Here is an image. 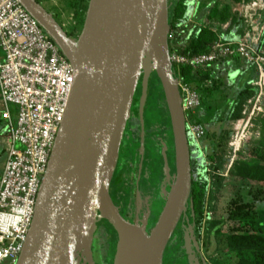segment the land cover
Here are the masks:
<instances>
[{"label": "water", "instance_id": "95a60500", "mask_svg": "<svg viewBox=\"0 0 264 264\" xmlns=\"http://www.w3.org/2000/svg\"><path fill=\"white\" fill-rule=\"evenodd\" d=\"M18 1L71 63L74 81L15 264L89 262L82 257L101 221L117 236L113 264H162L191 186L185 113L169 59L167 0H88L76 39L37 0ZM152 71L169 115L175 172L147 234L120 214L109 186L138 81L143 109Z\"/></svg>", "mask_w": 264, "mask_h": 264}, {"label": "built area", "instance_id": "2783aa9c", "mask_svg": "<svg viewBox=\"0 0 264 264\" xmlns=\"http://www.w3.org/2000/svg\"><path fill=\"white\" fill-rule=\"evenodd\" d=\"M231 11L242 21L240 34L217 38L205 52L169 53V59L171 64L196 69L219 62L230 65L238 58L246 65H258L256 84L262 89L264 0H240L232 4ZM193 17L191 10L188 21L195 20ZM221 27L228 29L229 22ZM167 38H173L170 29ZM176 80L184 113L193 111L201 104L199 92ZM73 81L71 63L37 20L18 0H0V108L7 121L6 157L0 174V264H15L22 250ZM185 130L193 143L200 145L204 126L186 120ZM242 137L232 136L229 144L237 149Z\"/></svg>", "mask_w": 264, "mask_h": 264}, {"label": "rangeland", "instance_id": "374dc122", "mask_svg": "<svg viewBox=\"0 0 264 264\" xmlns=\"http://www.w3.org/2000/svg\"><path fill=\"white\" fill-rule=\"evenodd\" d=\"M38 1L45 9L54 12L57 16V20L67 29L76 27L77 23L75 25L73 24V21H75L74 14L77 12L79 13V11L83 9L85 3V0ZM206 1L211 4L218 1L221 5L222 0H205V2ZM201 16L204 17L203 12L198 17ZM242 30V25L232 26L227 33H220L218 38L220 37L223 40L229 37L232 33L240 34ZM260 54L264 56V45L262 46ZM227 66V64L224 65V68L221 70L217 67H212L215 77H219L224 84L220 90L214 91L209 97H207L205 102L201 103L200 108L202 112L201 118L205 127L207 126V130L210 132L214 130L221 131V133H224V140L214 149V153H217V162L214 161L211 164L209 160H206L207 162H205L204 165L206 168L202 169V173L208 178L210 186L215 187V192L212 201V209H207L206 215L204 213L202 214L201 223L196 222L197 227L195 232L200 239L205 241L209 236L208 232L211 227L223 219L224 223L221 230L212 238L213 246L216 245V250L208 257L209 262L211 264H264V249L233 250L229 249L225 243L226 236L229 233L237 230L247 231V229H250V226L252 227V224L249 222L243 224L242 221H234L227 218L234 200L242 199L250 202L252 204L251 210L255 214V219L260 222L262 221L261 224L264 223V86L260 89L258 84H256V82L259 81V73L256 68L258 65H246L245 63L237 65L238 69L243 71L246 70L247 67V75L242 78V81L243 84H247L250 88H253V91H250L246 99L242 102L239 116L223 121L221 118L223 117L226 108L230 103L232 104L230 96L233 91V85L239 81L238 79L243 77V74H241L243 72H240V74L237 73L234 77V82H230L229 78L226 76ZM233 71L238 70L233 69ZM233 71L231 70V72ZM153 76L157 77L154 71H152V77ZM150 87L151 89L148 92L146 100V117H148L151 124L156 125L160 124V120L156 117V110H153L155 109V91L152 86ZM260 90L262 93L261 95ZM10 108L13 110V106H10ZM237 121H240L239 126H237ZM132 123L133 125L136 123L137 127L138 121H132ZM6 124L7 121L2 118L0 108V174L6 154L4 143L7 134ZM236 134L237 137H243L239 141L238 148L234 149L229 142L231 141L232 136ZM205 143L207 142L202 141L200 143L199 151L202 158L207 156L211 149L208 145L204 147ZM149 144L151 147L153 146L152 142H149ZM123 152L132 155V153H134V144L127 142L123 145ZM216 163L218 164L217 166H215ZM148 176L149 173L146 169L141 183V186L144 189L146 188V190L148 187L147 182L149 181ZM113 186L114 184L112 185L111 190L113 189ZM247 192L249 194H246ZM166 199L167 197L163 203H160L159 201L156 202L159 207L155 206L154 203L153 205H150L148 202L149 210L145 205L143 209L140 208V211H138L142 220L140 224H137L141 226L147 234L150 233L155 224ZM151 218L152 226L150 228L148 222L149 220L151 221ZM189 219L190 224H188V226L186 225V231H189L188 227L191 230L195 227L194 222L191 221V217ZM249 231L251 232V230ZM94 246L95 243L92 244V242L87 245L88 250L84 252L85 254H83L82 258H88L89 262L82 260L80 264H102L108 261L104 256L102 247L99 246V249H95ZM112 247L116 251L115 239L112 242ZM114 256L115 252L112 255L109 264H113Z\"/></svg>", "mask_w": 264, "mask_h": 264}, {"label": "trees", "instance_id": "16d2710c", "mask_svg": "<svg viewBox=\"0 0 264 264\" xmlns=\"http://www.w3.org/2000/svg\"><path fill=\"white\" fill-rule=\"evenodd\" d=\"M238 1L240 0H222L221 5L218 1H215L212 4H206L204 2L200 3L197 6L198 9H196V12L194 13L193 18L195 20L189 22L188 19L191 15V7L194 0H167L169 29L173 31V38L168 39L169 53L177 52L185 55H191L207 51L209 46L217 40L220 33L225 34L232 26L241 25L242 21H240V19L231 11L232 4ZM84 2L83 9L80 10L79 13L77 12L74 14L75 24H77L76 27H73L68 33L69 36H77L82 28L88 0H85ZM202 12L204 13L205 18L203 19H205V23L199 22L201 18L198 16H200ZM225 22H229V27L226 30L221 27V25ZM261 44H264V35ZM235 60H237V58H235ZM212 67L216 66L205 65L203 67L192 69L187 65L178 66L172 63V73L173 76L181 82L192 85L194 89L199 92L201 103H204L207 97H209L214 91L220 90L223 86V81L219 77H215ZM208 80H210V84L206 83ZM149 84H152L151 86L155 91V109L153 110H156V117L160 120L161 131L166 132V135L170 140L169 148L172 150L173 141L169 115L165 105L160 81L156 76H153L150 79ZM150 89L151 87L149 88V91ZM250 91H253V88H250L247 84L240 85L237 88V91L231 100L232 104L230 103L228 105L223 117L221 118L223 121L239 116L241 104L246 99ZM198 114L199 112L195 109L193 111H187L185 112V119L190 122H201ZM223 134L224 133H221V131L214 130L210 132L207 130L202 139L206 140L207 145L211 148L207 156L202 158L198 147L194 145L195 149L197 148L199 153L196 150L192 159H190L191 186L187 207L190 209L192 216L196 218V222L198 223H201L204 211L212 209V201L214 199L215 192V187L210 186L208 178H206L202 173V169L206 168L204 167L205 162H207L206 160H209L211 164L214 161L217 162V153H214V149L217 148L221 142H223ZM187 138L189 142L190 139L189 137ZM162 142L165 144L164 140H162ZM204 147H206L205 144ZM217 165L218 164L216 163L215 166ZM170 190L171 187L167 191L166 197L170 193ZM246 194L249 193L247 192ZM251 208L252 204L248 201H244L242 199L233 201L227 218L234 221H242L243 224L249 222L252 224V227L250 226V229H247V231L237 230L229 233L225 239L226 246L229 249H264V225L261 224L262 221L260 222L255 219V214L252 212ZM101 223L103 222H100V224ZM223 223L224 220L221 219L211 227L208 232L209 238L207 241L209 243L213 242L212 238L221 230ZM106 228L110 230L108 226H106ZM249 230H251V232ZM211 251L212 248L209 249V252Z\"/></svg>", "mask_w": 264, "mask_h": 264}, {"label": "flooded vegetation", "instance_id": "af4514ba", "mask_svg": "<svg viewBox=\"0 0 264 264\" xmlns=\"http://www.w3.org/2000/svg\"><path fill=\"white\" fill-rule=\"evenodd\" d=\"M46 10L61 25L57 20L55 13L48 9ZM61 27L67 35L71 31V29H67L62 25ZM69 37L73 39L77 38V36ZM150 86L151 85L149 84V88ZM140 93L139 82L133 95L130 113L126 120L118 149L117 163L109 186L110 197L113 203L117 206L120 214L127 221L139 224L142 220L141 215L138 214L140 208L143 209L146 205L149 210L148 202L150 205H153L154 203L157 207H159L158 204H156L157 201L163 203L166 198V193L173 183L175 172L174 151L169 148L170 140L166 137V132L161 131L160 124L153 125L150 123L148 117H146L147 97L143 109H140ZM200 108L201 104L196 108L201 119V122L199 123L204 126L206 133L207 126L205 127L203 124ZM132 121H138L137 127L136 123L133 125ZM204 136L205 134L203 137ZM203 137H201L200 143L202 141L207 142L206 140H202ZM189 139V157L191 154L190 159H192L193 154L200 148V145L193 143L191 138ZM162 140L165 141V144ZM127 142L134 144V153H132V155L123 152V145ZM149 142L153 143L152 147ZM194 145H196L198 149H195ZM205 145H207V143H205ZM146 169L149 173L147 190L141 186ZM113 184L114 186L111 190ZM190 217L191 221L194 222L195 227L193 230L188 227L189 231H186V225L188 226V224H190ZM101 222L103 223L100 224L99 222L97 224L94 232L95 239H92V244L95 243V249L102 247L104 256L108 259V261L102 264H109L112 255L115 252L112 247V242L114 239L115 242H117V236L111 228L110 230L106 228L108 225L104 221ZM151 223L152 218L151 221L149 220L148 222L150 228L152 225ZM196 227V218L192 216L190 209L187 207L185 214L179 219L164 249L162 264H211L208 257L216 250V245L213 246V242L209 243L207 241L209 236L205 241L200 239L195 232ZM210 248H212L211 252H209Z\"/></svg>", "mask_w": 264, "mask_h": 264}, {"label": "crops", "instance_id": "0c3cea01", "mask_svg": "<svg viewBox=\"0 0 264 264\" xmlns=\"http://www.w3.org/2000/svg\"><path fill=\"white\" fill-rule=\"evenodd\" d=\"M206 3V4H211V3H209L208 1H206L205 2V0H194V2H193V5H192V7H191V10H192V12H196V9H198V5L200 4V3ZM202 17V16H201ZM201 17H199V18H201ZM204 17H202L201 19H203ZM200 19V20H201ZM238 62H239V64H244L243 63V61H241L240 59H238L237 58V60H233V61H231L230 62V65H228L227 66V70H226V76H227V78H229V80H230V82H234V77L236 76V74L237 73H239L240 74V72H243V73H241V74H243V77H241L240 79H238L239 81L237 82V83H234V85H233V91H232V94H231V96H230V99L232 100V97H233V95L236 93V91H237V88L240 86V85H243V81H242V78H244L246 75H247V72H248V69H247V67H246V70H240V69H238V66L237 65H239L238 64ZM241 62V63H240ZM227 63L226 62H219L217 65H215L217 68H219L220 70L222 69V68H224V65H226ZM220 66V67H219ZM233 69H237L238 71H233ZM231 70L233 71V72H231ZM240 76V75H239ZM224 84V83H223ZM6 141H4V143H5ZM5 157H6V154H5ZM4 164V163H3ZM2 168H3V165H2Z\"/></svg>", "mask_w": 264, "mask_h": 264}, {"label": "bare ground", "instance_id": "6f19581e", "mask_svg": "<svg viewBox=\"0 0 264 264\" xmlns=\"http://www.w3.org/2000/svg\"><path fill=\"white\" fill-rule=\"evenodd\" d=\"M105 236V235H104ZM114 254V253H113Z\"/></svg>", "mask_w": 264, "mask_h": 264}]
</instances>
